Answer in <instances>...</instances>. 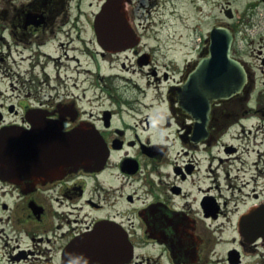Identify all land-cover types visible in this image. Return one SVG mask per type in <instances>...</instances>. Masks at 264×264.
Returning a JSON list of instances; mask_svg holds the SVG:
<instances>
[{"label":"flooded vegetation","instance_id":"flooded-vegetation-1","mask_svg":"<svg viewBox=\"0 0 264 264\" xmlns=\"http://www.w3.org/2000/svg\"><path fill=\"white\" fill-rule=\"evenodd\" d=\"M105 2L87 23L90 50L70 36L81 0H0V131L42 155L89 126L108 148L99 171H29L21 154L17 181L0 176V264H264V0L238 16L227 2L196 58L179 60L140 51L133 0L123 9L137 43L104 50ZM215 27L231 32L246 80L204 109L184 85ZM74 41L85 58L69 54Z\"/></svg>","mask_w":264,"mask_h":264},{"label":"water","instance_id":"water-1","mask_svg":"<svg viewBox=\"0 0 264 264\" xmlns=\"http://www.w3.org/2000/svg\"><path fill=\"white\" fill-rule=\"evenodd\" d=\"M94 28L98 42L106 51L125 49L137 43L125 17L123 0H106L102 11L95 17ZM231 42L229 30L215 27L209 35L208 50L187 76L184 94L188 99L197 97L204 109H208L212 101L238 93L245 83L244 70L230 56ZM21 137L28 142L21 140ZM31 142V137L18 133L15 128L0 131V176L3 179L17 181L20 172L18 158L21 154L28 160L25 167L29 171L32 168L55 173L78 168L99 171L108 157L104 140L89 126L77 127L60 140L52 137L46 143L42 155L30 151Z\"/></svg>","mask_w":264,"mask_h":264},{"label":"rangeland","instance_id":"rangeland-1","mask_svg":"<svg viewBox=\"0 0 264 264\" xmlns=\"http://www.w3.org/2000/svg\"><path fill=\"white\" fill-rule=\"evenodd\" d=\"M252 0H192L191 5L188 0H133L128 6L130 15L133 16L136 26V33L141 37L140 51L149 53L151 58H196L197 48L208 35L213 25H220L223 20L222 9L227 2L238 16L241 9ZM99 0H81L80 6L85 12L80 16L76 27L70 29L71 38L79 35L84 39L86 45L92 50L89 43L91 33L88 28L91 11L98 6ZM259 14L264 16V7L259 9ZM75 17L77 15H74ZM0 41V53L8 54V50L3 47ZM76 47L75 51L69 54H80L84 43L74 41L71 47ZM67 51L57 50L50 46L45 53L62 55ZM10 53V52H9ZM13 58H18L17 50L12 48ZM130 55V54H129ZM36 58L44 57L41 53L36 54Z\"/></svg>","mask_w":264,"mask_h":264}]
</instances>
